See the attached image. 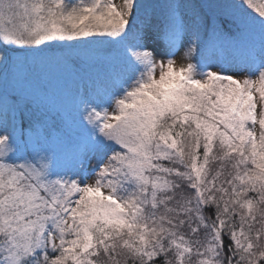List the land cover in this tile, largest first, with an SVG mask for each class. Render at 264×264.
I'll return each mask as SVG.
<instances>
[{
    "label": "snow or ice",
    "instance_id": "1",
    "mask_svg": "<svg viewBox=\"0 0 264 264\" xmlns=\"http://www.w3.org/2000/svg\"><path fill=\"white\" fill-rule=\"evenodd\" d=\"M0 264H264V0H0Z\"/></svg>",
    "mask_w": 264,
    "mask_h": 264
}]
</instances>
